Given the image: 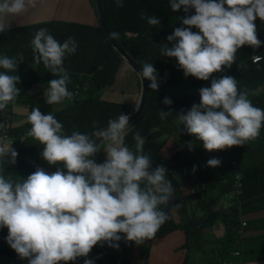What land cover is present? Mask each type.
Listing matches in <instances>:
<instances>
[{
  "label": "clouds",
  "instance_id": "1",
  "mask_svg": "<svg viewBox=\"0 0 264 264\" xmlns=\"http://www.w3.org/2000/svg\"><path fill=\"white\" fill-rule=\"evenodd\" d=\"M115 4L123 7L124 0H115ZM169 5L173 12L183 10L186 15L160 51L176 58L185 77L207 81L214 72L223 71L222 66L231 67L241 46L256 49L262 44L254 21L257 17L264 21V0H169ZM36 6L37 0H0V32H7L10 20ZM190 9L194 14L187 15ZM140 18L152 26L160 23L155 15L144 12ZM193 26L198 31H192ZM30 47L33 63L42 62L56 77L47 82L45 103L71 102L74 93L68 88L70 72L64 60L76 53L75 38L69 36L61 43L47 28H40ZM23 60L22 54L19 60L0 56V111L21 92L17 87L20 77L15 73ZM138 73L141 83L147 80L148 88L158 90L157 69L152 63H144ZM198 92L200 102L176 117L178 126L183 125L184 131L202 141L205 150H224L259 138L264 109L253 105L248 91L240 90L234 77H213L210 87ZM162 103L173 102L164 97ZM158 114L165 119L173 113L159 110ZM130 118V114L121 113L92 134L75 129L68 134L55 113L33 108L27 116L31 128L26 135L43 145L41 157L56 170L48 173L37 166L26 178L17 180L6 176L4 165L15 164L18 152L13 141L5 144L0 137V228H7L5 240L20 259H27L28 264H66L85 257L83 264H94L88 256L98 243L118 248L122 238L136 245L155 238L169 218L162 206L172 199L173 187L167 168L160 164L153 167L145 153V137L133 134L135 151L125 143ZM102 141L106 142L105 159L98 163L96 154L102 151ZM188 147L192 150L194 144L189 142ZM220 164L217 157L206 161L208 167ZM196 170L193 165V173ZM121 233L125 235L121 237Z\"/></svg>",
  "mask_w": 264,
  "mask_h": 264
},
{
  "label": "trees",
  "instance_id": "2",
  "mask_svg": "<svg viewBox=\"0 0 264 264\" xmlns=\"http://www.w3.org/2000/svg\"><path fill=\"white\" fill-rule=\"evenodd\" d=\"M92 1L95 3V0ZM104 7L112 33L118 34L115 37L130 56L140 62L142 66L144 63H152L157 69L159 88L155 92L149 88L145 108L140 116L129 125V131L125 137V143L133 151H135L133 134L139 132L145 137L144 151L151 157L153 167L157 164L166 167L167 178L172 183L173 208L168 213V220L160 227L155 237L167 236L178 230L184 232L185 243L181 264H194L196 261L199 264L203 261L205 264H224L225 260L233 256L230 251H235L240 247L239 243L235 244V241L240 237L238 233L240 229L239 214L250 212V169L240 168L242 155L243 159L246 158L247 161L249 158L243 149L242 154L238 146H232L228 148L235 153L231 160L234 159L237 164L233 172L230 161H226L218 170L221 172L220 174L216 169L208 166L205 168L206 172L201 174V169L198 167L199 153L202 152L199 142L194 135L183 130V125L178 126L176 114L181 110L186 112L193 103H199L198 89L210 87L211 78H220L224 75L234 77L238 81V88L248 91L249 99L253 105L264 109V88L256 90L264 82V21L258 17L254 21L257 25V37L262 41L261 46L256 49L249 45L241 46L236 54L237 59L231 67L222 66L223 71L214 72L209 80L204 81L191 75L185 77L183 70L178 67L176 58L161 55V48L164 44H169L166 37L172 33L175 27L182 26L180 18L186 15L183 10L173 12L170 9L169 0H124V6L120 8L116 7L115 0H104ZM225 7L227 6L225 5ZM141 12L147 16L155 15L159 18L160 23L149 25L146 19L140 18ZM192 14H194V9H190L187 13V15ZM40 28H47L50 34L61 43L71 36L78 44L76 53L66 56L64 60V66L70 72L71 82L68 88L73 93L78 90V93L74 94V99L71 102L64 101V106L59 107L55 113L56 118L63 123L68 134L73 129L81 133L92 134L107 127L109 119L115 120L121 113H126L133 107L128 102L110 101L101 97L103 91L114 84L117 71L124 60L114 49L100 24L88 25L55 19L41 24L9 28L7 32H0V56L16 57L17 60H19L20 54L24 57V60L18 63L15 73L20 77V83L17 85L21 90L20 94L22 93L20 101L34 103L37 98L29 96L27 91L32 89L36 83L47 85L50 79L56 78L48 72L42 62L39 65L33 63L30 42L35 32ZM192 31H198V29L193 26ZM253 54H258L259 60L252 62ZM2 70L0 69V71ZM81 75H87L89 80L87 85L83 83ZM164 97L170 98L173 103L171 105L163 104ZM46 110V107L40 108L42 113H45ZM159 110H171L173 114L161 119L158 114ZM0 120L14 123L20 121L21 118L15 116L4 118L0 112ZM30 128V123L26 122L9 127L8 130L9 141H13L12 147L18 152L15 164L4 165L6 176L13 180L18 177L26 178L35 171L37 166L43 167L48 173L56 170L55 165H48L41 157L40 152L43 145L26 135ZM172 131L180 132L178 137L185 139V146L192 142L197 149L194 147L192 150L184 148V150L177 149L176 152H171L167 141L168 134ZM166 145H168L167 148ZM244 146L249 149L250 142ZM214 151H208V154L211 156ZM222 152L221 157L226 155L224 150ZM220 160L222 161V158ZM193 165L197 166L195 173L192 171ZM222 170H227L225 176L222 175ZM235 172H241L243 175L242 203L239 207L234 202L229 205H224L221 202V195L229 193L231 190ZM191 174L198 176V183L191 188L192 193L189 192L185 196L182 194L181 185L184 181L190 180ZM261 174L263 175V173H259L258 176ZM177 204L180 206L177 207ZM197 207L199 214L193 212ZM190 209L191 212H189ZM181 214L182 220H180ZM260 221H264V219L246 221V225ZM220 223L224 227L221 238L204 234L203 231H208ZM7 234L6 227L0 228V254L6 255L8 259H20L10 247L2 248L7 243L5 240ZM209 246H215V251ZM140 248L145 260L149 250L147 264H159L148 241L141 244ZM108 249L107 244L98 243L93 246L89 255L96 263L101 264ZM133 251V247L123 240L110 258L109 264L116 260L126 261L130 264L131 256L129 254ZM77 259L80 264H83L85 258ZM218 259L220 261H217ZM20 260L28 264L27 259ZM60 264H65V262H60ZM66 264H74V262L69 261Z\"/></svg>",
  "mask_w": 264,
  "mask_h": 264
},
{
  "label": "crops",
  "instance_id": "3",
  "mask_svg": "<svg viewBox=\"0 0 264 264\" xmlns=\"http://www.w3.org/2000/svg\"><path fill=\"white\" fill-rule=\"evenodd\" d=\"M92 0H37V6L29 11V13L16 17L15 19L10 20V28L25 26V25H35L47 22L48 20H59V21H70V22H79L88 25H97L99 24L96 5L93 4ZM125 63V62H124ZM133 70V69H132ZM116 80V78H115ZM115 83V82H114ZM41 86H47L43 83H36L32 89H41ZM264 85L260 86L256 90L262 89ZM264 88V87H263ZM112 89V88H111ZM30 90V89H29ZM1 128V127H0ZM263 131V135H262ZM177 134L176 137H178ZM175 137V138H176ZM185 142V139L182 138ZM240 152L243 154V151L248 156V164H244L246 167L241 166V169H250V212L247 214H242L241 217L245 218L247 222H250L253 219H264V126L260 130V136L255 141L250 142V148H246L244 145L238 146ZM240 159V158H239ZM241 162V159H240ZM221 166V164H220ZM193 168V167H192ZM221 172H218L220 174ZM227 170H222V175L225 176ZM259 173H263L258 176ZM184 186L181 189H184L182 194L187 196L189 192L192 193V181L186 180L182 183ZM243 188V187H242ZM231 191L226 194H222V200L224 197L231 195ZM226 201V200H225ZM194 200L192 201V203ZM233 203V200L230 201ZM191 212V209L189 210ZM193 212L199 214V208L194 209ZM245 233L241 235L239 241H235V244L239 243L240 247L237 249L238 254L230 253L237 257V260L227 259L224 264H264V259L254 260L257 258L260 252L264 251V241L261 243H251V235H264V222L260 221L255 224H247L244 228ZM205 235H213L216 238H221L224 233V227L220 223L214 227L208 229V231H203ZM151 249L156 254L159 264H181L183 260V251L185 243V234L182 231H175L169 235H164L161 237H155L153 241L149 240ZM10 247L7 243L2 248ZM139 253L141 248H137ZM149 251V250H148ZM135 254L137 252H134ZM245 258V259H244ZM8 258L4 254H0V264H7ZM94 264L96 261L92 258ZM194 262V264H196ZM74 264H80L79 259L74 261ZM117 264V263H115ZM130 264H134L131 262ZM205 264V262H201Z\"/></svg>",
  "mask_w": 264,
  "mask_h": 264
},
{
  "label": "rangeland",
  "instance_id": "4",
  "mask_svg": "<svg viewBox=\"0 0 264 264\" xmlns=\"http://www.w3.org/2000/svg\"><path fill=\"white\" fill-rule=\"evenodd\" d=\"M96 10H97V8H96ZM97 14H98V12H97ZM75 22H77V21H75ZM81 76L83 78V83L85 85H87L89 82L87 75H81ZM139 85H140V77L138 76V74L134 70H132V68L127 63H123L117 71L115 83L110 88L103 91L101 97L106 99V100H110V101H117V102H123V103L128 102V104H131L134 106L138 102L140 92H141V88L139 87ZM262 85H264V82L260 86H262ZM46 88H47V86H41V89H30L27 91V94L29 96H35L37 98L36 101L32 104L28 103L29 101H20V97H21L22 93L19 94V96L17 97L15 102L9 104V106L5 110L0 111V112L2 113L4 118L15 116V117L21 118V120L15 121L14 123L9 122V121H1L0 120V124H2L6 128V130H9V127L18 126L22 123H26V122H28L27 116L33 108L46 107L47 110L45 111V113H47V112L56 113V111L58 110L59 107L64 106V103L53 104V105L46 104L45 103V98H46L45 90H46ZM178 133H180V132L179 131H172V132H170V134H168L169 138H168L167 143L169 144L171 152H176L177 149L184 150V148H189L188 146L184 145L185 142L183 141V139L176 137ZM105 144H106V142H102L100 144V147L102 149L101 152L104 154V156H105V153L103 152V148L105 147ZM167 146L168 145H166V148H167ZM194 149H197L195 147V145H194ZM200 150L202 152L199 153L200 161L198 162V167H199V169H201V174H204L206 172V170H205V168L207 167L206 161L208 159L213 158V157H217L219 159L222 158V161H221V166H222L226 161H230L232 156H233L232 154L229 155L227 152L224 153L226 155L223 157H221L223 152H213L210 156L208 154V152H205L202 149H200ZM241 164L244 167H246L244 164H248L246 158L243 159V155L241 157ZM221 166L213 167V168L216 169V171L218 173V172H220L218 170L221 168ZM19 178H22V177H18L17 179H19ZM190 180L192 181V184L195 187L198 183V176H196V174L195 175L191 174ZM183 186L184 185L182 184V187ZM182 190L184 191V189H182ZM180 220H182V214L180 216ZM246 240L247 241L250 240V244L254 243V242L262 244L261 241L262 240L264 241V236H262V235L261 236L260 235H251L250 238H247ZM125 242H126V244L131 245L134 249V251L131 254H129L131 256L129 261L134 262V264H146V260H145V258L143 259L142 253H139V250H137V248H140V245H136L132 241H125ZM209 247H211L214 250L215 246H209ZM206 248H208V247H206ZM134 252H137V253L135 254ZM88 258L92 259L93 257L91 255H89ZM230 259L237 260L238 257L231 256ZM261 259H264V251L260 252V254H258L257 258H255L254 260H261ZM7 261H8L7 264H26L25 261H21L20 259H16V258L8 259ZM217 261H220V260L218 259ZM115 263H117V264H128L126 261H121V260H116V261H114V263H111V264H115ZM196 264H199V263H196Z\"/></svg>",
  "mask_w": 264,
  "mask_h": 264
},
{
  "label": "water",
  "instance_id": "5",
  "mask_svg": "<svg viewBox=\"0 0 264 264\" xmlns=\"http://www.w3.org/2000/svg\"><path fill=\"white\" fill-rule=\"evenodd\" d=\"M95 5L97 8L96 11L98 12L97 16H98L99 24L104 29L107 38L109 39V41L111 42V44L113 45L117 53L123 58L124 62L127 63L139 76L138 71L141 69L142 65L140 62L136 61L130 56L128 51L123 47V45L119 42V40L115 37V35H113L111 28L109 27V24L107 21L106 11L104 7V0H95ZM147 84H148L147 80H144L143 83H141V80H140L141 92H140L138 102L129 111L126 112L127 114H130V117H131L129 121L130 124L140 116V114L143 112L145 108V105L148 99V92H149V88L147 87ZM135 107L137 108V110H134ZM97 142L99 141L97 140ZM96 159L98 162H103V160L105 159V156L102 152H100L96 154ZM173 204H174V193H173L172 199L169 200L168 204L166 206H162L164 208V211L167 212V215L173 208ZM120 235L121 237H123L125 234L121 233ZM123 240L124 239L122 238L117 243L120 244ZM116 249L117 248L109 247L101 264H109L110 258L115 253ZM148 255H149V251L146 253V264L148 261Z\"/></svg>",
  "mask_w": 264,
  "mask_h": 264
},
{
  "label": "built area",
  "instance_id": "6",
  "mask_svg": "<svg viewBox=\"0 0 264 264\" xmlns=\"http://www.w3.org/2000/svg\"><path fill=\"white\" fill-rule=\"evenodd\" d=\"M251 60L252 62H255L257 60H259V56L258 54H253L251 56ZM78 93V90H75L74 91V94H77ZM0 137H2L4 139V143L7 144V142L10 140V136H9V133H8V130H6V128L3 126L0 128ZM191 139H193L191 137ZM199 148L204 150L205 152H208L207 150L204 149L203 147V142L202 141H199ZM223 150H215L214 152H222ZM225 152H229L228 154H234V151H230V149L226 148L224 149ZM230 165L231 167L233 168L232 169V172L234 171L235 167H236V162L234 159L230 160ZM242 178H243V175L241 172H235L234 175H233V179H232V182H231V195H228V197H224V200H222V204L224 205H229L230 204V201L233 200L234 203H237L238 204V207L240 206V204L242 203V199H241V195H242ZM234 197V198H232ZM226 200V201H225ZM243 213H240L239 214V219L240 220V229L238 230V233L240 234V237L238 240L236 241H239L242 237L241 235H243L245 233V226H246V219L241 217ZM239 252L237 251V249L233 252V254H238Z\"/></svg>",
  "mask_w": 264,
  "mask_h": 264
}]
</instances>
